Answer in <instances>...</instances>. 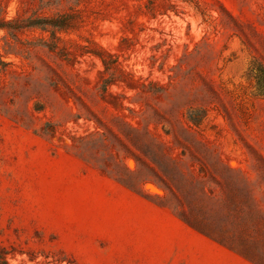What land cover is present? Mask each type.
Returning a JSON list of instances; mask_svg holds the SVG:
<instances>
[{"label": "rangeland", "instance_id": "374dc122", "mask_svg": "<svg viewBox=\"0 0 264 264\" xmlns=\"http://www.w3.org/2000/svg\"><path fill=\"white\" fill-rule=\"evenodd\" d=\"M0 19V264H264V0Z\"/></svg>", "mask_w": 264, "mask_h": 264}, {"label": "trees", "instance_id": "16d2710c", "mask_svg": "<svg viewBox=\"0 0 264 264\" xmlns=\"http://www.w3.org/2000/svg\"><path fill=\"white\" fill-rule=\"evenodd\" d=\"M29 23V25H31V24H38L37 22V20L36 19H32V20H30V21H28ZM9 24H11V22H8V21H6V20H3V19H0V29H2V28H5L6 26H8ZM15 28H17L18 27V25H16V26H14Z\"/></svg>", "mask_w": 264, "mask_h": 264}]
</instances>
